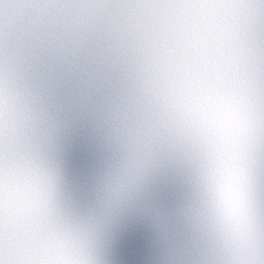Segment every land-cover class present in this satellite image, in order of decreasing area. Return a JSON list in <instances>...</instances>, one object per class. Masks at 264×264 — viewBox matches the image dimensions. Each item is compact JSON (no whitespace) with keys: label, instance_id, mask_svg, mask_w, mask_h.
I'll list each match as a JSON object with an SVG mask.
<instances>
[{"label":"snow or ice","instance_id":"snow-or-ice-1","mask_svg":"<svg viewBox=\"0 0 264 264\" xmlns=\"http://www.w3.org/2000/svg\"><path fill=\"white\" fill-rule=\"evenodd\" d=\"M0 264H264V0H0Z\"/></svg>","mask_w":264,"mask_h":264}]
</instances>
